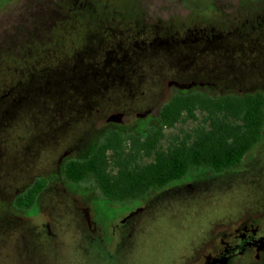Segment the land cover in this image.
I'll return each mask as SVG.
<instances>
[{
	"label": "rangeland",
	"instance_id": "obj_1",
	"mask_svg": "<svg viewBox=\"0 0 264 264\" xmlns=\"http://www.w3.org/2000/svg\"><path fill=\"white\" fill-rule=\"evenodd\" d=\"M253 19L261 25L257 34L262 33L264 0H3L0 2V90L3 92L16 81L19 83L26 71L34 72L61 61L74 65L78 50L85 46L91 50L85 63L93 59L98 66H103L106 52L117 46L123 54L138 58L142 54H133L141 52L135 45L152 42L154 37H165L171 42V38L177 36L175 33L182 36L187 30L199 36L201 30L213 36L233 34L235 30L234 36L243 35L249 31L243 32L242 26ZM130 80L129 84L133 83V78ZM85 81L80 82L78 78L67 85L65 80L55 89L60 87L62 93L66 86L74 83L75 90L70 88L69 96L75 98L82 95L77 89L83 90ZM119 82L122 83L120 78H116L114 83ZM248 87L249 84H245V88ZM126 89L104 91L99 88L100 92L94 97L104 104L93 106V111L108 114L132 108L134 111H126L128 115L149 110L152 117L159 113L160 106L153 101L137 102L133 107H122L110 101L120 98L122 93L127 99L150 98L144 88ZM212 89L214 94L218 93V88ZM60 93H52L50 97L55 96V101L64 99ZM31 103H21L14 113L16 119H11L9 111L7 120L0 125V163L9 168L14 158L19 174L12 188L0 179V189H4L8 203L15 189L20 190L30 179L52 173L54 160L63 151L57 147L50 153L40 138L27 137L31 123L27 125L26 119H22L26 110L46 114L44 104ZM87 111L85 114L92 113ZM71 113L67 109L65 114ZM52 114L59 112L53 108ZM192 126L193 122H187L165 130L164 134L173 135ZM233 171L237 173L221 180L211 179L209 192L205 193L208 197L165 204L168 205L165 209L148 215L149 220L135 230L118 233L120 236L113 237L112 242H119L122 247L116 251L109 245L108 252L97 248L95 230L86 222L93 215L91 203L83 201L65 184H51L50 192L37 198L31 211L18 212L16 219L9 217L0 224V264H197L195 259L201 244L212 243L216 233L226 230V217L246 212L251 196L263 194L264 134L261 142ZM3 215L1 210L0 218ZM21 239L27 244L23 242V249L18 250L16 246L20 248Z\"/></svg>",
	"mask_w": 264,
	"mask_h": 264
},
{
	"label": "flooded vegetation",
	"instance_id": "obj_2",
	"mask_svg": "<svg viewBox=\"0 0 264 264\" xmlns=\"http://www.w3.org/2000/svg\"><path fill=\"white\" fill-rule=\"evenodd\" d=\"M257 23L256 19L246 22V25L242 27L244 32L248 30L249 33L243 35L237 34L234 36L236 34L235 30L233 34L221 33L218 36H213L201 30V35L199 36L198 33L192 34L190 30H187V33H184L182 36H179L180 33L178 32L175 33L178 37H172L171 42L165 37L162 39L160 36L154 37L152 42H141V45H135L141 52L134 51L133 54L135 53V56L142 54L138 58L130 57L126 52L121 59L117 58V55H115V58H111L110 54L112 55L114 52L108 50L106 52V60L103 61V64H105L104 68L112 67L116 68L117 71L123 72L124 69L121 66L127 65V72L139 74L137 78H133V83L124 82L123 77H121L122 83L119 82V84L113 83V81L110 84L101 82L98 85L99 87L97 85L92 87L91 85L87 90L77 89L81 94L85 93V98L59 99L56 101L43 99L41 103L45 106V109L43 107L45 115L34 112L32 109H27L26 115L22 117V119H26L27 125L31 123V125L29 124L31 130L27 137L30 136L32 139L33 137L40 138L48 152L55 150L57 147H61L63 151L58 153L57 159L54 160L55 169L52 173L36 179H30L31 181L28 180L30 182L26 186L20 190L15 189L9 203L4 189H0V201H2L0 202V207H3L0 211H4V215L0 218V224L9 217L16 219L18 212L26 214L29 212L25 210L18 211L15 208V202L37 180H42L44 183L43 189L39 192L37 198L46 192H50L48 189L51 184L59 182L65 184L67 188L69 187L71 191L78 194L83 201L91 203L93 215L91 219L87 218L86 222L88 223V227H93L95 230V237L99 242L96 244L98 247H96L108 252L107 247L111 245L113 247L112 250L116 249V251H119L122 246L119 242H112L113 237L120 236V234H128V232L135 230L136 226L142 225L149 220L148 215L151 213L154 215L159 210L165 209L168 206H165V204L170 203V205H173L181 200L208 197L205 193L209 192L208 187L211 179L221 180L237 172L230 171L227 174L210 175L209 172L204 174L190 171L179 180L167 182L162 187L151 189L147 193L133 199L132 204H128L126 210L125 207L121 209L116 206V210L111 209L108 211L104 207V203L108 202V200L103 195L97 181L92 177L86 178L80 183L68 181L64 176V167L71 160L89 158L93 153L95 145L100 140L106 138L112 131H117L127 137L129 134L145 135L149 130L158 127L159 115L157 114L152 117L149 110L143 114L134 115H128L127 113L132 112V110L134 111L132 108H127L123 112L111 111L108 114L102 111H93V106H102L104 104L99 99L93 97L98 94L97 88H102L104 91L111 89L125 91L127 90L126 88L129 90H141V88H144V90H148L150 94L148 97L150 98L146 96V99L143 98V100L142 98L127 99L124 93H122L120 95L122 98L110 99V101L113 104H120L122 107H133L135 103L145 100L147 102L153 101V103L156 102L160 106L159 111L176 92L201 90L213 93V87L218 88L217 95L232 92L246 94L258 91L250 90L246 92L243 87L238 86L227 89L232 82L230 78L223 76L218 82H213L208 77L210 72L216 68L214 66L215 60L212 57H217V70L225 73L232 61L251 69L258 57L264 56V34H257ZM259 26L261 28L260 24ZM247 58L248 61H245ZM96 65L98 64L91 59L90 69H95L94 66ZM92 75L95 76L94 73ZM17 86L18 83L16 81L10 86V91L15 90ZM4 103L5 101L0 99V106ZM22 104L16 98L9 101V111L12 113H10L11 119H16V114L14 113ZM49 104H52L59 114H52L53 110L52 108L50 109ZM67 105L72 107V109H69L72 112L71 114L64 113L63 109ZM87 109L91 110L92 113L85 114L88 112ZM118 115H121L119 120L112 121ZM6 118L7 116H3L0 112V125L2 124L1 121L7 120ZM126 118H129L127 120L128 123L124 124ZM34 123L36 124L34 125ZM164 132L165 130L163 134ZM169 136H165L164 134L162 143L165 144ZM67 139L68 144H66ZM125 142L127 146L123 158H127V154L133 151L128 137ZM52 144H54V147ZM55 145L57 146L55 147ZM106 155L112 156V159L116 158L112 150H108ZM133 155L135 154L133 153ZM152 158L153 155L147 156L143 151L136 157L141 165L149 163ZM13 159L9 168L4 163H0V179L10 188L13 187V184L17 183L19 178ZM109 165L107 170L110 173L115 174L119 170V167L114 165L111 159H109ZM251 198L247 211L244 212L245 214L241 213L236 217H226V230L216 233L214 236L216 238L212 243L204 241L201 244L200 251L196 254L195 259L197 264H264V224L262 223L264 219V191L261 196H251ZM85 216L88 215L85 214ZM22 239H24V236H22ZM23 242L22 240L21 246L19 245L20 248L16 246L18 250L23 249ZM24 243L27 244L26 241ZM205 251H208V254H204Z\"/></svg>",
	"mask_w": 264,
	"mask_h": 264
},
{
	"label": "trees",
	"instance_id": "obj_3",
	"mask_svg": "<svg viewBox=\"0 0 264 264\" xmlns=\"http://www.w3.org/2000/svg\"><path fill=\"white\" fill-rule=\"evenodd\" d=\"M257 25L258 32L260 26L259 23ZM242 30L244 32L243 28ZM262 33L264 34V31ZM111 50L114 52L110 54L111 58H115V55L117 58L124 55L118 46ZM90 53L91 50L85 46L78 50L74 65L69 66L63 61H58L59 63L54 66L22 73L23 80L18 83L15 90L1 91L0 99L5 101L0 106L2 115H8L11 99L16 98L21 103L41 102L44 97H50L52 93H60V87L58 89L55 87L62 85L65 80L67 85L78 78L80 82L81 79L86 80L83 90H87L89 86L94 87L100 82L110 84L121 77L124 82H130L131 78L139 76L127 72V65L121 66L123 72L126 71L124 73L117 71L116 68H104V65H96L92 70L91 60L85 63V57L87 58ZM212 58L215 60L214 66L217 67V57ZM248 58L245 61H248ZM93 73L96 78L92 76ZM62 77L64 79H60ZM210 77L218 78V74H210ZM74 87L75 84L71 83L63 89V92L61 91L64 99L70 98L69 91H72L70 88L74 89ZM97 91L100 92L98 88ZM83 95L85 94L82 93L75 98H85ZM55 98L54 96L49 99L55 100ZM51 108L52 110L54 108L52 104ZM67 109L72 107L68 105L64 107V113ZM158 115V127L149 130L145 135L127 136L133 148V151L127 154V158H123L127 137L112 131L95 145L89 158L67 162L64 167L65 178L73 183H80L89 177L94 178L108 200L104 203V207L109 211L116 210V206L121 209L125 207L126 210L133 199L151 189L162 187L167 182L179 180L190 171L204 174L209 172L210 175L227 174L238 167L263 138L264 92L246 94L232 92L224 95L201 90L176 92L161 107ZM187 122H193L194 126L170 135L166 143H162L164 130H171ZM108 150H112L116 158L112 159V156L106 155ZM141 151L147 156L153 155L149 163L141 165L136 159ZM109 159L119 167L115 174L107 170L110 166ZM43 184L42 180H37L25 194L17 198L15 208L18 211L32 210L39 192L43 189Z\"/></svg>",
	"mask_w": 264,
	"mask_h": 264
},
{
	"label": "water",
	"instance_id": "obj_4",
	"mask_svg": "<svg viewBox=\"0 0 264 264\" xmlns=\"http://www.w3.org/2000/svg\"><path fill=\"white\" fill-rule=\"evenodd\" d=\"M238 62L232 61L228 67L227 72L221 73L216 67L214 71H211L210 74L217 73L218 78H211L210 74L208 75L209 80L213 82H218L221 77L230 78L232 80L229 87H243L247 91L260 90L264 92V56L258 58L256 63L251 67V69L237 64ZM245 84H249L248 88H245ZM121 115H118L117 118L112 119V121H118Z\"/></svg>",
	"mask_w": 264,
	"mask_h": 264
}]
</instances>
